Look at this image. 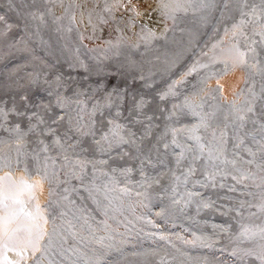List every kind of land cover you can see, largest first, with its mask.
Wrapping results in <instances>:
<instances>
[{
    "label": "rangeland",
    "instance_id": "obj_1",
    "mask_svg": "<svg viewBox=\"0 0 264 264\" xmlns=\"http://www.w3.org/2000/svg\"><path fill=\"white\" fill-rule=\"evenodd\" d=\"M171 2L0 0V172L47 186L21 264H261L264 0Z\"/></svg>",
    "mask_w": 264,
    "mask_h": 264
},
{
    "label": "bare ground",
    "instance_id": "obj_2",
    "mask_svg": "<svg viewBox=\"0 0 264 264\" xmlns=\"http://www.w3.org/2000/svg\"><path fill=\"white\" fill-rule=\"evenodd\" d=\"M80 1L84 6L82 18H80L87 23L86 26L97 23L99 12H104L102 6L108 8L110 3H113L118 10V17L125 21L124 25L128 30L129 26L139 19L146 21L153 29H162L165 11L167 7H170L169 5H172L171 0H109L106 4L98 0L97 6L94 0H75V4ZM166 2H169V5ZM33 182H35V188L29 187ZM46 187L38 177H29L23 170L13 172L7 168L0 172V214L3 218L0 221V238L3 243L0 246V264H21V250L24 251V257L27 259L32 257L34 249L27 244L29 233L25 228L29 227L35 232L37 221L42 224V228L44 221L40 220L39 215L34 221L19 210L23 207L26 211L39 213L40 195L45 193ZM5 196L13 197V202H5ZM33 196L35 199H32ZM17 198L21 199V203L15 202ZM13 210L17 213L15 217L12 216ZM2 230H4L3 233Z\"/></svg>",
    "mask_w": 264,
    "mask_h": 264
},
{
    "label": "snow or ice",
    "instance_id": "obj_3",
    "mask_svg": "<svg viewBox=\"0 0 264 264\" xmlns=\"http://www.w3.org/2000/svg\"><path fill=\"white\" fill-rule=\"evenodd\" d=\"M254 14V13H253ZM3 19V17H0V20H2ZM241 24H243V21L241 22ZM235 27V26H234ZM262 35H264V32H262L261 33ZM237 53H238V59L239 58H242L243 57V53H241V52H239V50L237 49ZM196 69L195 68H193V69H191V71H195ZM58 103H60V101L58 100L57 101ZM247 111H252V109L249 107L248 109H247ZM61 119H62V117H61ZM238 119H240V120H243L244 119V116L243 115H240V116H238ZM41 122H43V121H41ZM118 127V126H117ZM188 132H190V133H195L196 132V127L194 126L193 128H191V129H186ZM173 131H175V130H173ZM116 133L114 132V135H115ZM59 141H57V143H58ZM201 147V150H203V145H201L200 146ZM46 150V149H45ZM67 159V158H66ZM248 163H251V161H248ZM246 177H244L243 175H241V177H240V179H241V181L243 180V179H245ZM234 179H235V177H234ZM29 187H31V188H35V182H33L32 184H30L29 185ZM32 199H35V196H33L32 197ZM4 201L5 202H13V197H11V196H5L4 197ZM15 202L16 203H21V199H19V198H17V199H15ZM206 207L208 206V205H205ZM38 207V206H37ZM21 213H23L24 215H26V216H28L30 219H32V220H37V215H38V213H36V212H29V211H26L25 210V208H23V207H21L20 208V210H19ZM16 210H13L12 211V216L13 217H15L16 216ZM0 219H2V218H0ZM40 220H42V221H44V222H46V218L45 217H43V216H40ZM25 230L29 233V239L27 240V244L28 245H30L31 247H33V248H35L36 246H37V244H38V242L41 240V239H43V237H44V235H45V233H44V231H43V228H42V224L39 222V221H37V223L35 224V232H33L32 231V229L31 228H29V227H26L25 228ZM262 232H264V230H261ZM244 235H247V230L245 231V233H244ZM5 247H7V245H5ZM258 259H260L261 260V264H264V255H260V256H258Z\"/></svg>",
    "mask_w": 264,
    "mask_h": 264
}]
</instances>
